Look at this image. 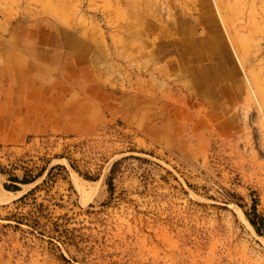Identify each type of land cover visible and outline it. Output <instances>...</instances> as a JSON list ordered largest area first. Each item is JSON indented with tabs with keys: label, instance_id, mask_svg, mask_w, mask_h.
<instances>
[{
	"label": "rangeland",
	"instance_id": "374dc122",
	"mask_svg": "<svg viewBox=\"0 0 264 264\" xmlns=\"http://www.w3.org/2000/svg\"><path fill=\"white\" fill-rule=\"evenodd\" d=\"M2 169L0 264H264V0H0Z\"/></svg>",
	"mask_w": 264,
	"mask_h": 264
},
{
	"label": "trees",
	"instance_id": "16d2710c",
	"mask_svg": "<svg viewBox=\"0 0 264 264\" xmlns=\"http://www.w3.org/2000/svg\"><path fill=\"white\" fill-rule=\"evenodd\" d=\"M119 165V162H115L111 168V171H110V175L108 176V179H107V185H108V192H109V198L112 199L115 195V190H116V187H115V183H114V179H115V175H116V172H117V167ZM58 167H61V168H65L64 165H58ZM55 168V166H53L50 171L47 173V177H49L51 175V170ZM46 169L44 168L42 171H40L39 173L33 175V174H25L24 177H19L18 175H15V174H12L9 176V180L11 181L10 184H4L5 188L7 190H10V191H20L22 190V186L21 184L23 185H28V184H32L34 183L39 177H41L44 173ZM1 173H6L5 170H0ZM40 187L39 186H36L34 188H32L31 190H29L28 192H26L25 194H23L20 198H19V201L20 202H25V200L27 198H29L31 195H34L35 192L39 189ZM247 215H248V218L251 222V224L255 227L256 231L259 233V234H262L263 235V232H262V229L264 228V216L260 215L258 210H257V205L254 204L252 206V212H247ZM56 230L57 231H60L61 233H66L68 232L67 229H62L60 230L59 229V225L56 224ZM64 235H68V234H64Z\"/></svg>",
	"mask_w": 264,
	"mask_h": 264
}]
</instances>
